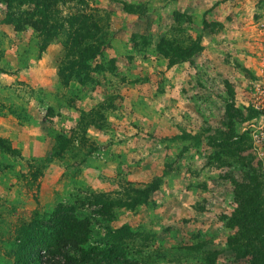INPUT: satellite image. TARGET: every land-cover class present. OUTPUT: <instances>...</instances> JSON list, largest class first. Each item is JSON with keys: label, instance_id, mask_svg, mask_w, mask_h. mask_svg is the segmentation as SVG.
<instances>
[{"label": "rangeland", "instance_id": "1", "mask_svg": "<svg viewBox=\"0 0 264 264\" xmlns=\"http://www.w3.org/2000/svg\"><path fill=\"white\" fill-rule=\"evenodd\" d=\"M192 6L59 0L46 11L12 0L0 11V264H17L25 229L58 203L91 216V242L129 226L134 234L121 240L136 264H250V252L236 255L235 246L245 247L241 238L233 242L239 228L226 218L242 200L237 184L260 182L264 196V143L254 138L262 123L251 106L256 77L246 97L222 74L201 79L200 50L168 65L157 51L161 39L199 47L211 29L209 15L188 12ZM74 14L94 15L108 35L91 39L102 43L85 60L88 75L75 72L64 83L60 68L80 60L69 43H80L77 50L88 43L79 22L70 35ZM34 20L41 31L27 22ZM158 178L157 189L127 207ZM93 195L113 202L107 214L94 212ZM41 255L21 264H48Z\"/></svg>", "mask_w": 264, "mask_h": 264}, {"label": "trees", "instance_id": "2", "mask_svg": "<svg viewBox=\"0 0 264 264\" xmlns=\"http://www.w3.org/2000/svg\"><path fill=\"white\" fill-rule=\"evenodd\" d=\"M12 0H2L0 3V11L6 10L11 4ZM34 2L35 5H39L48 11L50 6H56L59 0H47L49 2L43 3L40 0H29ZM62 2V1H61ZM40 15V10L36 11ZM82 14L73 15L67 18V23L72 34L76 33V23L79 22L81 28L84 30L82 41L88 39V43L84 44L83 50L76 49L74 45L81 46L80 43H69V50L71 53L79 57V61L75 67L73 62L68 65H64L60 68L59 72L61 78L65 83V80L69 78L71 74L77 77L79 74L88 75V65H85V60L95 57L100 53L98 46L101 41H95L93 44L91 41L94 38L103 34L107 38L108 24L99 25L97 18L94 15L88 17L83 15L84 19L81 20ZM48 17V12L45 15V20ZM79 19V20H78ZM53 29L58 25L57 17L55 16ZM37 30H42L38 20L27 21ZM46 22L43 21L45 28ZM43 32V31H42ZM69 35V36H70ZM106 45L108 41L103 42ZM45 46V45H44ZM201 46L189 44L186 47L174 48L170 47L165 39H161L157 44V51L164 54L169 58V66L177 64L182 61L189 60L195 52L200 50ZM171 52V53H170ZM67 71V72H66ZM66 72V73H65ZM80 78V77H78ZM160 179H155L149 186L143 190H137L140 197H133L131 205L127 203V207H134L141 203L145 194L148 191H152L158 188ZM236 184V183H235ZM235 189L238 191V195L242 197V200L238 207L232 212V214L226 218L229 227L235 226L239 228V233L233 242H236L241 238L243 240V246L245 249H240L235 246L237 256L243 254L252 255V261L250 264H264V252L260 251L264 246V196L261 193L262 183L254 182L253 186L250 185H236ZM93 200L88 201L89 205H94L96 209L94 212L98 215H105L109 212L112 206V201H108L101 196L93 195ZM92 218L89 215H79L77 208L73 204L58 203L55 208L48 213L36 216L32 223L24 231V237L18 242L16 249V263H27L29 258H33L34 254H42L41 256H48V264H136L132 260H129L126 255V248L124 241L121 239L125 234L132 236V232L129 226H122L115 228L108 238L102 239L103 243L91 242L92 233L91 225ZM128 235V236H129ZM127 236V235H125ZM256 243H258L256 245ZM243 250V252H242ZM39 256V258L41 257ZM40 262V259H39ZM39 264H47L42 263Z\"/></svg>", "mask_w": 264, "mask_h": 264}, {"label": "crops", "instance_id": "3", "mask_svg": "<svg viewBox=\"0 0 264 264\" xmlns=\"http://www.w3.org/2000/svg\"><path fill=\"white\" fill-rule=\"evenodd\" d=\"M186 1L193 5L188 12L201 18L207 13L212 22L211 29L203 32L201 48L195 57L201 79L206 78L205 72L217 78L222 74L238 83L237 93L247 97L251 90L246 82L254 79L250 76L258 75L264 52V0ZM45 60L40 59L38 66L44 65ZM258 118L264 122V113Z\"/></svg>", "mask_w": 264, "mask_h": 264}, {"label": "built area", "instance_id": "4", "mask_svg": "<svg viewBox=\"0 0 264 264\" xmlns=\"http://www.w3.org/2000/svg\"><path fill=\"white\" fill-rule=\"evenodd\" d=\"M251 106L259 110V115L264 113V52L260 56V69L253 83ZM260 124L258 133L254 137L259 146L264 143V122H260Z\"/></svg>", "mask_w": 264, "mask_h": 264}]
</instances>
